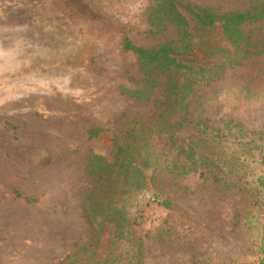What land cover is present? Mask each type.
<instances>
[{
  "label": "rangeland",
  "instance_id": "obj_1",
  "mask_svg": "<svg viewBox=\"0 0 264 264\" xmlns=\"http://www.w3.org/2000/svg\"><path fill=\"white\" fill-rule=\"evenodd\" d=\"M190 1L247 8V0ZM149 2L0 0V264H55L88 245L81 200L99 182L88 177L86 157L111 163L112 135L152 116L164 97L162 78L147 103L117 89L139 77L133 55L119 49L121 35L148 47L169 34L146 33ZM259 26L241 29L258 42ZM255 113L239 143L183 137L193 158H205L194 171L167 163L143 172L144 188L124 208L134 247L111 264H259L264 103ZM89 128L100 129L90 140Z\"/></svg>",
  "mask_w": 264,
  "mask_h": 264
},
{
  "label": "trees",
  "instance_id": "obj_2",
  "mask_svg": "<svg viewBox=\"0 0 264 264\" xmlns=\"http://www.w3.org/2000/svg\"><path fill=\"white\" fill-rule=\"evenodd\" d=\"M145 20L150 27L146 33L169 34L148 47L121 35L119 49L133 55L139 77L117 89L121 96L147 103L162 78L164 97L153 102L152 116L131 120L112 135L111 163L95 154L86 157L88 177L99 182L81 200L89 243L55 264H111L122 257L134 247L124 208L144 188L143 172L165 169L167 163L180 174L194 171L196 160L205 158H193L192 142L184 143L183 137L210 135L239 143L247 134L244 125L255 123V111L264 103V1L247 0L243 10H219L190 0H150ZM255 23L263 32L258 42L241 29ZM99 132L89 128L86 137L93 139ZM13 197L33 202L15 191ZM263 243L264 224L259 264L264 261Z\"/></svg>",
  "mask_w": 264,
  "mask_h": 264
}]
</instances>
